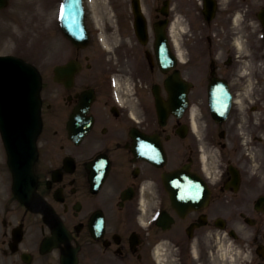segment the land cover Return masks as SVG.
Segmentation results:
<instances>
[{"label": "flooded vegetation", "instance_id": "1", "mask_svg": "<svg viewBox=\"0 0 264 264\" xmlns=\"http://www.w3.org/2000/svg\"><path fill=\"white\" fill-rule=\"evenodd\" d=\"M89 1L85 45L57 30L73 83L38 67L30 209L0 139V264H264V0H139L141 36L133 0ZM159 37L177 56L165 70ZM176 71L186 109L162 124ZM158 144L162 165L144 155Z\"/></svg>", "mask_w": 264, "mask_h": 264}, {"label": "rangeland", "instance_id": "2", "mask_svg": "<svg viewBox=\"0 0 264 264\" xmlns=\"http://www.w3.org/2000/svg\"><path fill=\"white\" fill-rule=\"evenodd\" d=\"M44 3L48 8L42 10ZM53 6L55 0H10L8 11L0 12V52L28 55L20 36L30 43L31 54L40 49H54ZM50 60L53 62L54 57Z\"/></svg>", "mask_w": 264, "mask_h": 264}, {"label": "water", "instance_id": "3", "mask_svg": "<svg viewBox=\"0 0 264 264\" xmlns=\"http://www.w3.org/2000/svg\"><path fill=\"white\" fill-rule=\"evenodd\" d=\"M4 4H5V0H0V7L3 6ZM10 59L12 60L13 58L11 57L10 58L9 57L0 58V75L9 73V69H7L5 66L9 65ZM9 80L6 79V84L5 85L2 84L3 89H0V92H3V94H0V125H1L2 130L4 131V136L6 138L8 147L10 149L11 145L8 142H9V138L11 137L9 130H10L12 119L9 116L11 111L8 108V106L12 104L13 98H18L20 96L18 95L19 93L17 94L14 91L20 87L17 85L16 83L17 81L14 82L13 79H11L10 81ZM31 93H33L32 95H35V93L33 92L32 86H31ZM32 135L30 137H32ZM17 170H18L17 173L20 174L21 173L20 168Z\"/></svg>", "mask_w": 264, "mask_h": 264}, {"label": "bare ground", "instance_id": "4", "mask_svg": "<svg viewBox=\"0 0 264 264\" xmlns=\"http://www.w3.org/2000/svg\"><path fill=\"white\" fill-rule=\"evenodd\" d=\"M26 170H27L28 172H30V170H29V169H27V168H26ZM30 173H31V172H30Z\"/></svg>", "mask_w": 264, "mask_h": 264}]
</instances>
